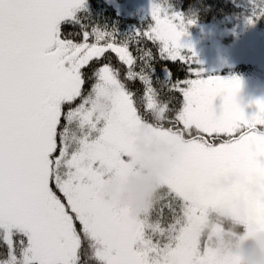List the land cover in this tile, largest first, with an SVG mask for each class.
<instances>
[{"label": "snow or ice", "instance_id": "6c2138e0", "mask_svg": "<svg viewBox=\"0 0 264 264\" xmlns=\"http://www.w3.org/2000/svg\"><path fill=\"white\" fill-rule=\"evenodd\" d=\"M249 3L252 25L264 0ZM194 23L169 0L124 34L99 26L90 0H0V264H160L162 252L210 264L201 228L214 199L192 192L227 162L264 169V101L247 116L238 78L178 75ZM101 89L112 96L98 118ZM140 124L181 157L133 217L101 193L126 174Z\"/></svg>", "mask_w": 264, "mask_h": 264}, {"label": "rangeland", "instance_id": "374dc122", "mask_svg": "<svg viewBox=\"0 0 264 264\" xmlns=\"http://www.w3.org/2000/svg\"><path fill=\"white\" fill-rule=\"evenodd\" d=\"M90 3L99 26L108 29L114 27L120 34H124L138 28L127 16L136 19L140 27L148 23L153 0H90ZM169 3L175 11L181 13L178 0H169ZM242 4L251 7L249 0H244ZM120 6L126 13L119 10ZM193 27L195 25H187L186 29L192 28V31L186 30L181 38V44L190 46L184 49L190 59L178 75L188 74L182 79L196 78V73L201 78H238L241 86L236 101L247 116L253 115L257 111L256 101H264V18L252 25L243 19L232 30L218 24L197 26V31H193ZM193 52L195 55H192ZM173 70L176 71L177 66H173ZM111 96L109 90L101 89L99 95L93 98L98 118L108 114ZM222 103L220 97L213 102L217 114ZM130 138L131 158L126 174L135 165L138 141L165 137L156 135L149 126L140 124L131 129ZM201 194L214 199L201 228L204 251L210 264H227L217 259L211 241L227 230L222 216L238 219L243 224L242 231L245 234H250L252 230L264 231V169L246 159L227 162L219 170L208 174L204 182L192 192L195 198ZM160 264H180V260L172 252H162ZM232 264H238V261L234 259Z\"/></svg>", "mask_w": 264, "mask_h": 264}, {"label": "clouds", "instance_id": "9594fccd", "mask_svg": "<svg viewBox=\"0 0 264 264\" xmlns=\"http://www.w3.org/2000/svg\"><path fill=\"white\" fill-rule=\"evenodd\" d=\"M137 147L133 169L122 179H107L101 195L108 203L128 208L133 217L142 215L156 202L161 181L181 157L179 144L165 138L140 140ZM222 219L231 220V217L222 216ZM242 227L239 221L231 220L225 234L211 241L217 259L227 264H232L234 259L238 264H264V231L252 230L245 234L240 230Z\"/></svg>", "mask_w": 264, "mask_h": 264}, {"label": "trees", "instance_id": "16d2710c", "mask_svg": "<svg viewBox=\"0 0 264 264\" xmlns=\"http://www.w3.org/2000/svg\"><path fill=\"white\" fill-rule=\"evenodd\" d=\"M243 1L244 0H178V8L186 20L195 21L194 24H191L195 25L193 31H197V26H207L210 24H218L223 28L232 30L236 24L241 23L243 19L247 20V17L252 14L251 7L242 4ZM121 7L122 6L119 7V10L122 13H126L125 10H121ZM127 18L134 23L135 26L140 28V24L136 19L129 16H127ZM189 29L192 31V28L186 30ZM187 75V73L182 74L181 78ZM99 93L100 91L95 97H97ZM231 220H224L227 229L231 226ZM240 230L242 231L243 227Z\"/></svg>", "mask_w": 264, "mask_h": 264}, {"label": "flooded vegetation", "instance_id": "af4514ba", "mask_svg": "<svg viewBox=\"0 0 264 264\" xmlns=\"http://www.w3.org/2000/svg\"><path fill=\"white\" fill-rule=\"evenodd\" d=\"M232 219V218H231ZM233 220H235V219H233ZM235 221H238V219H236Z\"/></svg>", "mask_w": 264, "mask_h": 264}]
</instances>
